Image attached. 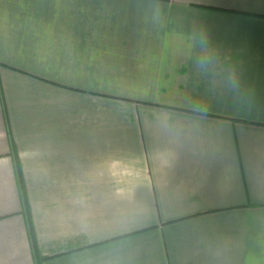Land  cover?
<instances>
[{"label": "crops", "instance_id": "obj_1", "mask_svg": "<svg viewBox=\"0 0 264 264\" xmlns=\"http://www.w3.org/2000/svg\"><path fill=\"white\" fill-rule=\"evenodd\" d=\"M0 264H264V0H0Z\"/></svg>", "mask_w": 264, "mask_h": 264}, {"label": "clouds", "instance_id": "obj_2", "mask_svg": "<svg viewBox=\"0 0 264 264\" xmlns=\"http://www.w3.org/2000/svg\"><path fill=\"white\" fill-rule=\"evenodd\" d=\"M196 45L201 50V55L198 61V65L202 71H209L211 66L214 65L216 56L214 51L211 49L209 45L208 38L205 34L201 33L195 40ZM230 83L232 87H238V84L235 80L234 75L230 78Z\"/></svg>", "mask_w": 264, "mask_h": 264}, {"label": "trees", "instance_id": "obj_3", "mask_svg": "<svg viewBox=\"0 0 264 264\" xmlns=\"http://www.w3.org/2000/svg\"><path fill=\"white\" fill-rule=\"evenodd\" d=\"M12 153L15 155V159H16V168H17V172H18V179L20 182V186L22 188V196H23V200H24V207H25V211L28 215V219H29V224H30V233L32 235V238L34 239V229H33V224H32V220H31V213H30V206H29V202H28V198H27V192H26V186L24 183V179L22 176V171H21V165L18 159L17 154L15 153L14 149V145L12 146Z\"/></svg>", "mask_w": 264, "mask_h": 264}]
</instances>
